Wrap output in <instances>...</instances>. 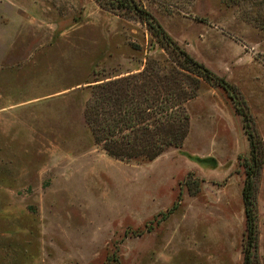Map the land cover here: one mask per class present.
Masks as SVG:
<instances>
[{
  "label": "rangeland",
  "instance_id": "374dc122",
  "mask_svg": "<svg viewBox=\"0 0 264 264\" xmlns=\"http://www.w3.org/2000/svg\"><path fill=\"white\" fill-rule=\"evenodd\" d=\"M260 1L137 0L236 98L200 79L182 144L126 161L94 140V85L167 74L176 53L95 0H0V264H244L249 132L263 151L251 264H264Z\"/></svg>",
  "mask_w": 264,
  "mask_h": 264
},
{
  "label": "trees",
  "instance_id": "16d2710c",
  "mask_svg": "<svg viewBox=\"0 0 264 264\" xmlns=\"http://www.w3.org/2000/svg\"><path fill=\"white\" fill-rule=\"evenodd\" d=\"M101 7L126 14L141 15L149 30L177 57L167 74L141 71L132 77L111 79L94 85L87 103L86 120L96 144L118 160H154L168 148L180 146L188 133L187 102L196 95L200 79L215 80L235 97V88L175 44L157 19L137 0H95ZM240 5L243 0H227ZM254 6L252 18L264 29V0ZM250 15V14H249ZM153 71V70H152ZM151 71V72H152ZM239 113H245L239 107ZM246 117V116H245ZM244 117V118H245ZM251 160L246 168L243 188L248 241L244 264L252 263V247L257 237L255 178L260 174L263 151L249 132Z\"/></svg>",
  "mask_w": 264,
  "mask_h": 264
}]
</instances>
